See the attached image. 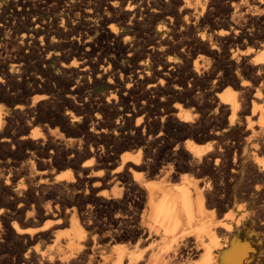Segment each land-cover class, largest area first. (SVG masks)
Returning <instances> with one entry per match:
<instances>
[{
	"label": "bare ground",
	"instance_id": "1",
	"mask_svg": "<svg viewBox=\"0 0 264 264\" xmlns=\"http://www.w3.org/2000/svg\"><path fill=\"white\" fill-rule=\"evenodd\" d=\"M77 2L74 6L76 7V12L73 14L74 21L82 15H96L104 9L112 12L114 16L128 17L137 23L156 16H164L177 29L176 35L179 40L176 42L180 47L179 58L182 61L179 66L185 70L179 82L174 81L177 77L174 76L176 65L166 69L164 64L157 63L158 68L153 69L152 77H149L143 69H139L140 67L135 70L131 67H118L117 60L123 56L132 62L142 56L156 60L171 43L169 45L170 41L157 40L145 46L143 50L135 51L130 44L126 45L121 41L119 31L108 16L104 17V23L107 25H103V29L100 30L99 40L90 42L80 31L76 33L77 35L68 37L67 44L71 47V51L65 58L68 59L71 56V60L60 63L69 74L87 75L86 82L90 83L92 72H95L96 63H98L92 56H98V45H102L105 55L103 58H97L100 62L98 68L100 72L97 77L106 78L109 87L106 103L109 107H114L118 101L125 109H128L129 103L134 105L137 114L136 125L144 117L151 120L146 123L151 146L153 145L152 134H154L152 125L158 126L160 132L155 140H162L158 150L160 153L175 158V151L179 150L178 144L176 143L172 148L174 152L169 151V141L167 143L162 135L174 133L176 138H185L189 135L196 126L198 127L201 120L207 117V112L201 106V101L205 97H210L211 109L207 113L209 118L220 123V128L216 127L217 129L207 131L205 134L214 144L224 137V132L227 130L225 127L241 125V118H244L250 136L264 135V111L261 110L264 106L257 108V103L254 102V105L251 101L249 113L245 114L249 94V81L246 77L252 74L257 81L264 69V0H151L147 2L146 8L138 11L126 8L122 10L121 6L128 4L127 0H78ZM172 3L179 4V7L171 8ZM14 4L17 6L16 14L22 13L24 2L14 0ZM213 4L221 7L220 11L222 17L226 19L227 28L217 29L210 24L203 25L210 14L209 6ZM61 23L63 27H66L71 22L62 18ZM61 27L58 32L65 33L66 30L64 28L61 30ZM194 30L198 33L190 36ZM34 34L42 38L48 35V32L43 33L42 30L36 29ZM193 42L200 44L204 55L194 56L199 46L194 47ZM249 42L255 43L261 51L253 58L247 57L249 55L247 49L240 48L241 44L247 45ZM2 51L0 55L3 62L11 61V65L21 64L19 60H14L18 52L7 53L5 46ZM225 57H228V60H224ZM111 65L113 69L109 70ZM184 81H190L193 84L208 81L210 86L206 91L199 93L200 100L196 103L198 92L195 94L191 87L193 85L190 83L185 86ZM74 84L70 85L67 98L72 99L79 91V86ZM36 101L38 100L33 99L31 105L25 108L15 105L13 108H8L7 112L2 111L3 107L0 108V149H2L0 151V264H33L26 258L27 256L21 255V251L25 249L27 252L32 250L34 256L39 253L42 256H49L48 260L52 259L54 254L57 257L56 264H250L252 262V246L247 241H239L238 237H230L233 231L231 222L214 218L212 208H209L212 197H209L205 186H198V181L187 180L186 176V178L183 176L186 179L185 182L182 181L171 188L153 184L148 180L141 183L143 179L136 183L129 182L127 172L134 177L153 172L154 166L150 165L152 161L150 163L141 161L140 147L132 155H120L118 162L110 155L102 156L92 146L85 148L81 143L73 146L74 148L69 145L71 149L63 151L59 148L62 140L50 137L55 132V128L51 129L45 124L42 132L39 126H35L38 112L35 106ZM185 106H191L195 113L192 114V111ZM256 111L257 129L254 128L255 130L251 131L254 124L250 122L254 121L249 122L248 118ZM97 117L99 116L96 115ZM61 123L64 121L61 120ZM56 132L58 133V130ZM98 132L104 133L105 129L100 128ZM68 139L69 142L74 141L71 138L66 140ZM228 142H221L224 144L223 151H215L212 144L206 147L191 146L189 140L185 139L183 148L178 153L179 161L175 162L179 166L190 168L202 162L208 164L211 157L224 151L231 152L233 146ZM40 146H51V149L48 152L40 150L37 154L29 150ZM257 146L258 143L254 142L253 149H257ZM17 154L24 160L20 161ZM59 155L62 157L61 162L55 163ZM204 155L208 156L205 160ZM85 156L88 159L78 166L79 160ZM105 161L108 165L116 162L117 166L113 170L106 169ZM253 163L257 164V162ZM261 163L262 166L257 169L264 171V161ZM58 168H63V171H58ZM64 168L68 169L64 170ZM90 182H92L91 186H89ZM110 182L114 184L111 192L108 193L104 187ZM254 187L258 189V185ZM97 189L103 190L95 194L94 191ZM116 207L121 208V214L112 216L107 212L100 224L92 223L93 214ZM222 235L225 237L224 240ZM40 238L48 244L43 252Z\"/></svg>",
	"mask_w": 264,
	"mask_h": 264
},
{
	"label": "rangeland",
	"instance_id": "2",
	"mask_svg": "<svg viewBox=\"0 0 264 264\" xmlns=\"http://www.w3.org/2000/svg\"><path fill=\"white\" fill-rule=\"evenodd\" d=\"M21 1L24 2L23 12L20 14H16V12L18 11H17V6H15L14 4V0H0V46L2 47L0 48V52H3L2 51L3 46L6 47L7 53L16 54L18 52L17 58L14 60H19V63H21L20 65H17V64L11 65L12 63L11 61L3 62L2 55H0L1 56L0 64L2 63L0 66V85L2 86L0 87L1 89L0 90V108L3 107L2 111L4 112L5 110L7 112L8 108H13L15 105H21L25 108L31 105V101L33 99L38 100L39 102L36 101L37 105H35L38 111L36 115L37 121H36L35 126L37 127L39 126L38 128H40L42 132H43V128L45 127L44 126L45 124L51 129L55 128V132L51 134L52 136L50 137L53 139L60 138L62 140L59 148L63 149V151L64 149L65 151H69L71 147L73 146L75 147L78 145V143H81L85 148H89L90 146H92L96 149V151L98 150L97 152H99L102 156L110 155L111 157L114 158L116 162H118L120 160V157H119L120 155L122 154L132 155V153H134L137 150V148L140 147L141 148V161H145L148 163L152 161L153 163L151 162L152 164L150 163V165L154 166L153 172H151V174L150 172L148 174H145L146 177L145 175L141 177H134L130 175L129 172H127L128 177H129V182L132 181L136 183V181L139 182L140 180L143 179L141 183H145L149 181L159 186L165 185L167 188H171V187H175L176 184H179L182 181L185 182L186 180L184 179L185 176L188 178L187 180L192 179L191 180L192 182H195V180L198 181L197 185L205 186L208 190L209 197L210 198L212 197L210 199L209 208L210 209L212 208L211 210L213 211L214 218L216 219L221 218L225 222H229V223L231 222L230 224L232 225L233 231L230 234V237L231 236L236 237V238L238 237L237 239L238 240L240 239L239 241H247L252 246L253 253H252V259H251L252 262H250V264H264V171L258 170L260 169V166H262L261 161H264V147H263L264 146V135L263 136L257 135L256 137L250 136L249 130L246 129V122L244 118H241L242 119L241 125H235V126H232L231 128L225 127L227 128V130L224 132L225 139L223 137L220 140V142L214 144L210 138L206 137L205 134H207V131L209 132L212 129L215 130L217 128H220V123L209 118L207 113H209V110L211 109L210 97H205L201 101V106H202V109L207 112L206 113L207 117L205 116V118L201 120L198 127L196 126L189 135H187L185 138H178V137L176 138L174 133L168 134V133L163 132L164 134L162 135V137L166 138L167 143L169 141L168 143L169 151L174 152L172 148L175 147L176 143L179 146V150L182 149L183 140L185 139L189 140L191 146H196V145L203 146L204 145L203 147H206L212 144L215 151L222 150L223 145H224L223 143L229 141L228 143H231V145L233 146V149L231 150V152L224 151L223 153L221 152L217 156L211 157V159L209 160V162L210 161L211 162L210 163L208 162V164H206L205 162H202V164L195 165L191 168L179 166L176 164V162L179 161L178 159L179 150L175 151L176 152L175 158L170 155L169 156L164 155L163 153H160V151H158L160 150L159 145L162 140H155L157 138L156 135L160 132L159 127L156 125H152V133H154L152 134L153 145L151 146V144H149L150 139H149L148 128H147L146 123L150 122L151 120H148L147 117H144L142 121H140L139 124L136 125L135 121H136L137 114L135 112L136 107L134 105L129 103L128 109H125L118 101L116 102V106L114 107H109L108 103H106V97L109 92V87L106 82V78L103 76L97 77L98 72H100L98 69L100 66V62L98 61L97 58L99 57L103 58L105 55V50L102 45L100 44L98 45V56L97 55H94L95 57L92 56V58H96L95 61L97 60L98 63H96L97 69L95 70V72H92V77H91L92 81L90 83L86 82L87 75H84L81 73L69 74V72H67L60 64L62 61L68 62L69 60H71V56H69L68 59L65 58V56L71 51V47L67 44L71 35H77L78 33L81 32L83 35H85L86 39L90 42H95L99 40L100 33H101L100 30H102L103 27L107 25V23L106 24L104 23V17L108 16L111 18V22L116 27V30L119 31L121 41L125 42L126 45L130 44V46L133 47L135 51L139 52L143 50L145 46H148L149 44H153V42H156L157 40L158 41L164 40L168 42L170 41L169 45L171 43V45L169 46L170 49L168 48L167 50L163 52V54L159 55L156 59L157 61L153 60V58L148 59L145 56H142V57H139V59H136L137 61L135 60L134 62H132L126 56H123L117 60L118 67L120 68L121 67H124V68L131 67V69L133 70L138 69L140 67L139 69H143V71L149 77H152L153 69L158 68L157 63L164 64L166 69H168V67L176 65L177 67H176V70L174 71L175 73L174 76H177V77L174 78V81L179 82L181 81V76L183 75L185 70L183 67L179 66L180 64H182V61L179 58L180 47H178V44H177L179 37L176 35L177 29L174 27V24H171L169 20L165 18L164 16H156L154 18H149L142 23H139V22L137 23L134 20H130L128 17L123 18L121 16L120 17L114 16L112 12H109L104 9L103 10L101 9L99 13L96 15L92 14L90 16V15L85 14L84 16L82 15L78 20L74 21L73 14L76 12L75 10L76 7L74 6L77 5L78 0H49V1L43 0L45 3L42 0H21ZM93 1H97V0H93ZM148 1H151V0H127L128 4L125 3L124 5L121 6V8L122 10L126 8L128 10L130 9L131 11H138L141 8L142 9L146 8L147 7L146 4ZM171 5H172L171 8L174 6L173 7L174 9H177L179 7V4L177 3H172ZM209 8H210V14H209L210 18L208 16L207 19H205V22L203 23V25L210 24L214 28H217V29L227 28L226 23H225L226 19L225 17H222V14L220 11L221 7L215 6L213 4V5H210ZM62 18L64 20L68 19L69 22H71L69 23L68 26H66L67 28L63 27V24L61 23ZM59 26L60 27L62 26L61 30L62 28L66 30L65 33L58 32V29H60ZM36 29L42 30L43 33L48 32V35L42 36L41 38L40 35L34 34V31ZM194 31L191 33L190 36L192 35L195 36L198 33L197 30H194ZM196 43L197 42H193V46L194 45H195L194 47L199 46V49H198V52L194 54V56L196 54L204 55V51L200 47V44L198 43L196 44ZM8 45L9 47H7ZM257 47L258 46L253 42H249L247 45L241 44L240 46L241 49H247L249 51L248 53L249 55H247L248 58H253L256 54L261 52L259 48ZM100 48L103 53L100 51ZM57 54L59 56H57ZM224 60H228V57H225ZM111 68L113 69L112 65L109 67V70H112ZM147 72H149V74ZM263 73H264V69L262 70L261 76L259 80L257 81L255 80V77L252 74L246 77V79H248L249 81L248 83L249 94L247 97V104H246L247 111L245 114L249 113L248 109L251 105V101L253 104L254 102L257 103L256 104L257 108H261L264 106V96H263L264 95V74ZM94 78H95V81H93ZM73 84L79 86V91L77 92L75 96L72 97V99L67 98L66 97L67 92L69 88L73 86ZM184 84L185 86H187L188 84L193 85L191 87H193L194 93L197 94L198 92V95H197L198 99L196 100V103L198 102V100H200L199 93L206 91L208 87L210 86V82L208 81L207 82H204V81L197 82L194 84L190 81L189 82L184 81ZM255 89H256V92H255ZM74 100L76 101V103ZM177 100L180 102H183L180 99H177ZM49 102L52 104H50ZM259 102H262V103L260 104ZM185 107L189 108V110L192 111V114L195 113L194 110L191 109V106H185ZM74 109H76V111H73ZM261 110L264 111V107ZM256 113L257 111L252 114L254 116L250 115V117L248 118L249 122L250 120L254 121L253 123L250 122L252 125L254 124L251 128V131L257 129ZM96 115H98L99 117L96 118ZM28 119L30 120L29 117ZM61 120H63L64 123H61ZM54 121H57V122L55 123ZM100 128L105 129V132H104L105 134L98 132ZM57 130H58V133L56 132ZM143 131H145V133ZM59 132H60V135H59ZM239 133H241L242 135ZM67 138L73 139L74 143L71 140L70 142L72 143H70L69 139L66 140ZM79 140H82L84 143ZM254 142L258 143V146H257L258 150L256 148L253 149ZM69 145H71V147ZM49 147L40 146L37 149H29V150L33 151L34 154H37L40 150L44 152H48L51 149V146ZM59 148H58V152L60 151ZM1 150L2 149H0V151ZM150 153L152 156L150 155ZM20 156L21 155L17 154V157L20 161L24 160V158ZM149 157H151V159ZM207 157H208L207 155H204L203 156L204 160ZM144 158L146 160H144ZM61 159L62 157L59 155L55 163H60ZM87 159L88 157L86 156L84 158L82 157L78 162V166H80ZM227 160L231 164H229ZM116 162H113L112 164L108 165L107 164L108 162L105 161L104 163L105 165L106 164L107 165L104 167L106 169L113 170L117 166ZM253 162H257V164H254ZM161 165H163L164 169ZM198 167L200 168L198 169ZM66 169L68 168H64V170ZM167 169H170L169 172H165ZM58 171H63V168H58ZM210 171H213V172H210ZM234 171L235 173H233ZM91 184L92 182H90L89 186H91ZM113 184H114L113 182H110V184L104 187V189H106V191L110 193L113 187ZM256 185H258V189H255L254 186ZM101 190L103 189H97L94 191V193L98 194L99 192H102ZM107 212H109L113 216L116 214H121L122 210L120 207H116L112 210H106V211L103 210V211L97 212V214L95 213L96 215L93 214L92 215L93 217H91L92 223L96 225L100 224L104 220L105 214ZM259 223L261 224L259 225ZM224 238L225 237H223L222 235V240H224ZM40 242L42 243L41 251L43 252L47 248L48 244L45 240L41 238H40ZM21 255L27 256L26 258L30 259V261L33 264H56V260H57V257L54 256V254H53V258L48 260L49 256H46V255L42 256L41 253H39L37 256H34L32 254V250H29L27 252L26 249L21 251Z\"/></svg>",
	"mask_w": 264,
	"mask_h": 264
}]
</instances>
